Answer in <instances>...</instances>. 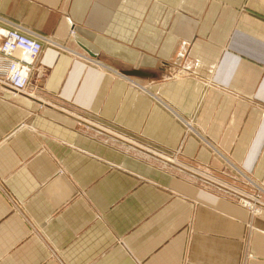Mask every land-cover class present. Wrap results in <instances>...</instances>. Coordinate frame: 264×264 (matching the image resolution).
Segmentation results:
<instances>
[{"label": "crops", "instance_id": "crops-1", "mask_svg": "<svg viewBox=\"0 0 264 264\" xmlns=\"http://www.w3.org/2000/svg\"><path fill=\"white\" fill-rule=\"evenodd\" d=\"M9 23L49 41L20 95L0 62V264H264V0H0Z\"/></svg>", "mask_w": 264, "mask_h": 264}, {"label": "built area", "instance_id": "built-area-1", "mask_svg": "<svg viewBox=\"0 0 264 264\" xmlns=\"http://www.w3.org/2000/svg\"><path fill=\"white\" fill-rule=\"evenodd\" d=\"M43 41L49 40L31 34L15 23L0 24V62H6L1 66L5 75L2 81L4 87L23 91L28 86ZM16 49L21 50L24 56H15L13 52Z\"/></svg>", "mask_w": 264, "mask_h": 264}, {"label": "rangeland", "instance_id": "rangeland-1", "mask_svg": "<svg viewBox=\"0 0 264 264\" xmlns=\"http://www.w3.org/2000/svg\"><path fill=\"white\" fill-rule=\"evenodd\" d=\"M178 73L177 72H175L174 73V75H177ZM140 86H142V88H139L140 90H144L143 88H146V85H141L140 84ZM27 88V87H26ZM146 90V89H145ZM147 90H148V88H147ZM148 93H149V90H148ZM162 162H161V160H159V162H161V163H163V165L165 166V164H167L168 166H170V167H173L174 169H176L177 168V166H172V163L174 162H171L172 160H170V159H168V160H165V159H163L162 158ZM230 195V194H229ZM239 196H241V200L242 201H244V202H250L251 201V197H250V195H247V194H242V195H239ZM253 200H256V199H253Z\"/></svg>", "mask_w": 264, "mask_h": 264}, {"label": "bare ground", "instance_id": "bare-ground-1", "mask_svg": "<svg viewBox=\"0 0 264 264\" xmlns=\"http://www.w3.org/2000/svg\"><path fill=\"white\" fill-rule=\"evenodd\" d=\"M13 53H14L15 56H19V57L24 56V54L22 53V51L19 50V49H16ZM6 88L9 89L8 94L10 93L12 95H20L21 92H22L20 90H13V89L5 86L4 89H6Z\"/></svg>", "mask_w": 264, "mask_h": 264}]
</instances>
